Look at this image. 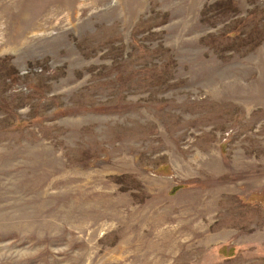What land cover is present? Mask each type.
Wrapping results in <instances>:
<instances>
[{
	"label": "rangeland",
	"instance_id": "374dc122",
	"mask_svg": "<svg viewBox=\"0 0 264 264\" xmlns=\"http://www.w3.org/2000/svg\"><path fill=\"white\" fill-rule=\"evenodd\" d=\"M0 264H264V0H0Z\"/></svg>",
	"mask_w": 264,
	"mask_h": 264
}]
</instances>
